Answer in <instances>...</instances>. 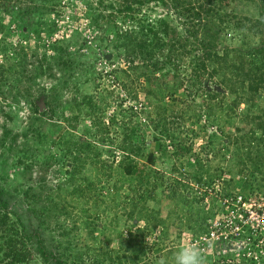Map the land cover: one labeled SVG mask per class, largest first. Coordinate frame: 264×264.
<instances>
[{
  "label": "rangeland",
  "instance_id": "rangeland-1",
  "mask_svg": "<svg viewBox=\"0 0 264 264\" xmlns=\"http://www.w3.org/2000/svg\"><path fill=\"white\" fill-rule=\"evenodd\" d=\"M101 1L89 10L99 0H0V220L30 252L10 257L4 246L0 264H175L185 233L220 210L230 217L234 204H264V0L212 2L217 40L172 0L133 11ZM163 19L188 39V56L173 69L165 36L150 34L152 61L166 67L137 57L133 69L127 50L141 24L158 30ZM125 124L162 144L155 164L149 147L137 157L135 177L119 167ZM49 204L65 213L50 216ZM259 254L264 264V242Z\"/></svg>",
  "mask_w": 264,
  "mask_h": 264
},
{
  "label": "trees",
  "instance_id": "trees-1",
  "mask_svg": "<svg viewBox=\"0 0 264 264\" xmlns=\"http://www.w3.org/2000/svg\"><path fill=\"white\" fill-rule=\"evenodd\" d=\"M148 1L150 0H124L125 5L123 9L125 10H121V11H133L135 10L134 9L135 4L142 5ZM162 1L167 4V2H165L166 0H162ZM172 1H173V6H175L177 9L179 8L181 14L185 18H190V22L192 24L195 25L194 20L191 16H194V18H196L197 20H200L201 22L205 20L204 23L202 22L203 23L202 26H203V31L205 33L206 38L213 39V40L214 39L217 40L219 38L221 28L218 26V24L215 21H213L214 9L211 7V4L212 2L214 3L221 2L222 0H203L206 4L210 5L209 7H204L205 3L200 2L198 0H197L198 3H196L195 0H172ZM100 3H102V1L100 2V0L99 2H96L95 4L91 3L89 10L91 9L97 10V8L99 9L97 5H99ZM109 5L114 7V5L112 4H109ZM50 11L51 12L54 11V7L50 8ZM43 13L45 14V11ZM46 15L47 14H45V16ZM100 16H101L100 14H94L93 18H94L95 23H99ZM46 20L47 19H45L43 22L40 23L41 27L45 26ZM149 23L150 22L148 23L144 22L143 24H141L142 33L144 34V37L138 41H135L133 46L130 47L131 50L129 51L127 50V55L130 56L128 57L129 58L128 60L130 62L131 67L133 69H139V66H135V62H136L135 59L137 57H139L142 60V66L144 65V67L148 68L149 67L148 64L150 63H151V66L154 67V69H157L161 65L163 66V68L166 67L165 65L160 64L158 60L152 61L154 58V48L155 46H157L155 45L154 40L155 39L159 40L160 38H158V36L161 33L165 36V42L163 46H170L169 53L167 55V64L170 65L173 69L177 70L178 68L181 67V64H180L181 60L187 57L189 54V51L187 50L186 44H185L186 42H188V39H186V37L184 36H181V34L177 31L176 27L171 25L172 22L168 21L167 19L161 20L159 24L160 28H158V30L154 29V26H150ZM144 29L146 30V32L143 31ZM45 31H48L49 35H51L55 31V27L51 26L45 29ZM36 33L38 34L39 37H41L42 30L36 29ZM150 34L154 35L153 37L154 40L150 41L147 38ZM59 49L60 50L62 49L61 46H59ZM149 78L151 79V77ZM196 84L197 83L195 82V84L193 85H196ZM92 98L93 96H91V99ZM41 99L43 101L44 97H41L40 99H38L36 108L38 111H40V113H43V112L45 113L46 110L42 112V109H41V104L39 101ZM48 103L49 102H46L47 105ZM76 118L79 119V117H75V116L72 117L71 119H67L71 127L74 129H78V124H79L78 120L75 121ZM93 122L96 125H101L102 119L100 120L96 119ZM125 125L126 126L123 129L124 139L120 147L122 156L119 159V167L124 175L135 177V175L139 173L138 161L136 160L137 157L142 155L144 150H146V148L149 147L146 160L148 164H151V165L155 164L156 158H157L156 154L158 150L160 151V147H162V144L159 138H155V140L151 141L150 146H148L149 143L144 142L145 138H143V140H139L138 137L136 136L139 125H131V124L130 125L125 124ZM75 146H77V143H75ZM79 153H82V152H79ZM79 157H81V155H79ZM39 196L43 197L42 194H39V193L34 194V199H36V197L39 198ZM33 206L34 207L32 209L34 210V213H36L39 216V211H37V208L35 207V205ZM46 207H47L46 209L48 211V214L50 216L52 215L51 212H54L56 210H60L59 212L61 214L65 213L64 212L65 206L60 207V205L58 204H52V205L49 204ZM0 221L3 223V227L1 231L2 233L4 232L5 235H7L5 237L4 234L0 233V239L3 240L2 244L0 245V249H2L4 246H7L5 247L6 252L8 253V254L6 253V256H10V257L19 256L21 258H24V257L26 258V254L30 253L29 250L24 247L22 248V246L20 248H17L16 246L18 244V237L20 236V232L18 231V228L16 226H9V222L7 221V219L2 218V220ZM26 235L29 236L30 234H26ZM41 248L43 252L46 251L45 247H41ZM15 262H16V259H15ZM60 263L65 264L62 261H59V264Z\"/></svg>",
  "mask_w": 264,
  "mask_h": 264
},
{
  "label": "built area",
  "instance_id": "built-area-1",
  "mask_svg": "<svg viewBox=\"0 0 264 264\" xmlns=\"http://www.w3.org/2000/svg\"><path fill=\"white\" fill-rule=\"evenodd\" d=\"M242 198L239 196L236 201L242 203ZM230 200H223L224 208L229 207ZM234 205L230 217L226 218L222 214L224 209L220 210L206 230L195 235L185 233L184 243L199 244L206 257H211L210 264H261L259 250L264 242V204L258 206V201H253L250 206Z\"/></svg>",
  "mask_w": 264,
  "mask_h": 264
},
{
  "label": "clouds",
  "instance_id": "clouds-1",
  "mask_svg": "<svg viewBox=\"0 0 264 264\" xmlns=\"http://www.w3.org/2000/svg\"><path fill=\"white\" fill-rule=\"evenodd\" d=\"M160 264H166L164 260ZM175 264H209L205 252L197 243H183L175 256Z\"/></svg>",
  "mask_w": 264,
  "mask_h": 264
},
{
  "label": "water",
  "instance_id": "water-1",
  "mask_svg": "<svg viewBox=\"0 0 264 264\" xmlns=\"http://www.w3.org/2000/svg\"><path fill=\"white\" fill-rule=\"evenodd\" d=\"M41 109H43V107L41 106Z\"/></svg>",
  "mask_w": 264,
  "mask_h": 264
},
{
  "label": "crops",
  "instance_id": "crops-1",
  "mask_svg": "<svg viewBox=\"0 0 264 264\" xmlns=\"http://www.w3.org/2000/svg\"><path fill=\"white\" fill-rule=\"evenodd\" d=\"M157 159V158H156Z\"/></svg>",
  "mask_w": 264,
  "mask_h": 264
}]
</instances>
